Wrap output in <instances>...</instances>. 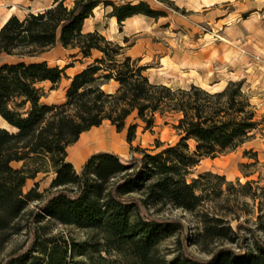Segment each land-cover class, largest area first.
I'll list each match as a JSON object with an SVG mask.
<instances>
[{
    "label": "trees",
    "instance_id": "16d2710c",
    "mask_svg": "<svg viewBox=\"0 0 264 264\" xmlns=\"http://www.w3.org/2000/svg\"><path fill=\"white\" fill-rule=\"evenodd\" d=\"M100 5L111 8L107 15L116 17L121 29L133 16L158 19L166 15L147 1L75 0L70 6L66 0H54L43 11L24 18L11 16L0 28V116L12 128L0 126L1 242L17 230V219L33 201L43 203L34 212L36 223L50 220L88 230L97 240L69 244L56 237L37 239L42 259L28 252L6 264H72L73 258L93 251H115L129 257L128 264H264L260 239L245 252L224 247L210 260L168 259L161 253L159 245L174 229L144 208L172 205L196 211L202 204L198 183L204 175L190 181L193 168L202 157L251 141L264 120L257 119L243 80H230L217 91L194 83L173 88L152 82L145 74L148 66L128 55L125 46L98 29L85 30L86 19ZM58 43L73 51V57L88 59L95 51L101 56L70 76L67 69L72 64L61 67L42 58ZM64 78L71 80L67 100L45 103L44 83L50 82L54 89ZM112 80L119 85L108 92L103 87ZM134 113L146 128L154 127L156 113L176 116L172 126L179 140L167 146L156 140L154 150L134 147L138 124L127 123ZM104 121L119 132L127 129V142L141 155L126 163L115 152L99 151L78 170L68 160V147ZM50 172L55 176L46 189L47 197L46 191H39V181L25 192L28 179ZM202 217L205 235L227 234L220 227L222 219Z\"/></svg>",
    "mask_w": 264,
    "mask_h": 264
},
{
    "label": "rangeland",
    "instance_id": "374dc122",
    "mask_svg": "<svg viewBox=\"0 0 264 264\" xmlns=\"http://www.w3.org/2000/svg\"><path fill=\"white\" fill-rule=\"evenodd\" d=\"M211 1L201 4L195 0L179 6L175 1L170 4L168 0H152V7L164 11L166 15L158 19L134 17L127 23L126 35L111 40L125 46L128 55L140 59V65L148 66L145 74L152 82L165 83L173 88H186L194 83L217 91L230 80H243L244 90L255 105L257 119L264 120V13L254 17L250 12L252 4L240 3L243 0H217L219 2L215 4ZM3 21L0 20V25ZM93 21L87 22L86 29L92 26ZM106 25L109 26L108 22ZM113 35L122 34L116 29ZM125 38L128 40L125 41ZM72 53L58 43L42 58L51 65L65 67L72 64L67 73L73 76L87 62L101 56L95 51L91 58L82 59L81 56L73 57ZM70 85L71 80L67 78L54 89H51L50 82L44 83L47 96L43 101L47 104L65 102ZM118 85L112 80L103 88L112 92ZM1 120L0 125L12 129ZM175 120L176 116L171 114L156 113L154 127L146 128V124L134 113L127 122L128 125L138 124L133 146L154 150L156 140L162 141L164 146L175 144L179 140L172 126ZM106 125L107 133L113 129L115 147L121 152L122 155H119L124 162L129 163L141 155L127 144V129L122 136L110 122ZM125 145L127 149L124 152L122 147ZM191 145L194 146V143L191 142ZM15 165L20 166L18 163ZM200 175H204L198 183L202 204L196 211L172 205L144 208L152 218L167 221L174 229L173 234L159 245L161 253L168 259L189 256L210 260L224 247L245 252L254 247L255 239L264 241V122L255 131V137L246 144L226 153L202 157L189 180ZM54 176L52 172L40 173L36 179H28L25 192L39 181V191H46L47 197L49 192L46 189ZM42 204L31 202L17 219V230L10 233L5 242L0 239V264L28 252L42 259L37 239L43 241L56 237L61 243L85 240L96 243L91 231L50 220L36 223L34 212ZM203 214L222 219L220 227H224L227 234L214 238L205 235ZM72 261V264H128L130 258L115 251H93Z\"/></svg>",
    "mask_w": 264,
    "mask_h": 264
},
{
    "label": "crops",
    "instance_id": "0c3cea01",
    "mask_svg": "<svg viewBox=\"0 0 264 264\" xmlns=\"http://www.w3.org/2000/svg\"><path fill=\"white\" fill-rule=\"evenodd\" d=\"M69 1H71L69 5L72 6L75 0H66L67 4ZM113 1H116V2L131 1L133 3H138L140 1H147L150 4H152V0H113ZM172 1H175L176 4H178L179 6H183L184 4L190 1L195 2V0H172ZM180 1H183V2H180ZM223 1L227 2L230 0H223ZM199 2L201 4H205L203 2H207V0H199ZM211 2H212L211 4H215L219 1L212 0ZM53 3H54V0H0V20L1 19L4 20L2 24L0 25V28L13 15H17L20 18H24L28 13L30 12L36 13L39 11H43L49 8L50 6H52ZM240 3H243L244 5L251 3L252 9H250L251 10L250 12L254 17L256 15L260 17L262 13H264L263 11L264 10V0H243ZM110 10H111L110 7H105L104 5L98 6L94 10V15L86 19L85 30L92 31V30L98 29L101 33H103L109 39H115V38L119 39L120 36H122L123 38L126 35L127 23L130 22L132 18L134 17L150 18L144 15L130 17L124 21L122 29H121V26L117 21V18L107 15L110 12ZM90 20H94L92 23V26L86 29L87 22ZM106 22H108L109 24L108 27L106 25ZM116 29L118 30L119 34H122V35L115 37L113 33L116 31ZM1 121L3 122V124L6 123V121H4L3 119ZM106 122H110V121H104V123H102L100 126H94L91 129L83 132L79 140L68 147V160L71 161L75 165L76 168L78 167L81 168L82 165L86 162V160L92 154L97 153L99 151H112V152L122 155L121 152H119L118 149H116L115 147L116 143H114L115 138L113 136V129H109V132L107 133ZM0 126L8 128L6 125H0ZM111 126L112 128L115 127L112 124ZM123 131L120 132L122 136H124ZM126 137H127V133H126ZM122 139H124V137H122ZM126 149H127L126 145L122 147V150H124V152L126 151Z\"/></svg>",
    "mask_w": 264,
    "mask_h": 264
},
{
    "label": "bare ground",
    "instance_id": "6f19581e",
    "mask_svg": "<svg viewBox=\"0 0 264 264\" xmlns=\"http://www.w3.org/2000/svg\"><path fill=\"white\" fill-rule=\"evenodd\" d=\"M2 117L0 116V119H1ZM4 121H6L4 118H2Z\"/></svg>",
    "mask_w": 264,
    "mask_h": 264
}]
</instances>
